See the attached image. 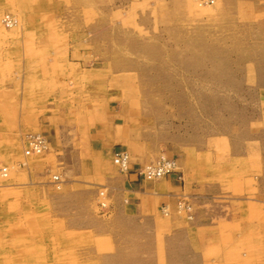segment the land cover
Segmentation results:
<instances>
[{
    "label": "rangeland",
    "instance_id": "obj_1",
    "mask_svg": "<svg viewBox=\"0 0 264 264\" xmlns=\"http://www.w3.org/2000/svg\"><path fill=\"white\" fill-rule=\"evenodd\" d=\"M262 31L264 0H0V162L10 169L0 178V264H144L111 247L101 218L84 214V197L65 195L57 166H49L57 156L34 125L49 119L64 132L70 125L82 148L78 139L90 119H103L121 104L134 110L137 129L154 135L142 138L162 145L147 164L156 163L166 155L165 129L204 130L201 120L219 127L236 113L227 100L245 78L259 74L264 57L251 45ZM30 135L46 140L42 154H25ZM97 191L91 210L98 215L109 198ZM180 198L190 212L180 209ZM200 208L197 217L191 200L175 199L187 222H212ZM161 213L169 217L171 207ZM227 231L221 232L224 245L208 249L204 264H264L263 231L252 247L230 245L229 239L246 235ZM159 240V264H197L187 252L169 259L164 237ZM180 243L176 250L184 253ZM136 244L146 252L153 245L144 237Z\"/></svg>",
    "mask_w": 264,
    "mask_h": 264
},
{
    "label": "crops",
    "instance_id": "obj_2",
    "mask_svg": "<svg viewBox=\"0 0 264 264\" xmlns=\"http://www.w3.org/2000/svg\"><path fill=\"white\" fill-rule=\"evenodd\" d=\"M251 46H257L264 57V31L260 42ZM257 73L254 80L244 79L236 95L230 93L227 102L237 105V109L223 126L201 120L204 130L200 126L191 133L190 126L171 128V133L165 129L167 144L163 150L178 163V173L165 179L143 180L134 173H121L114 165L117 147L131 155L135 167L155 161L162 150V145L142 138V134L154 135L150 130L137 129L134 110L121 104L107 109L103 119H90L78 139L84 144L82 148L76 146L70 125L64 132L60 124L43 119L34 125V130L47 137L57 156L56 163L49 166H57L60 180L68 186L65 195L70 201L84 197V214L101 218L100 230L110 235L112 248L125 249L126 256L134 262L159 264V237H164L169 259L187 252L195 256L197 264H204L208 249L224 245L222 231L245 232V240L229 241L230 245L234 242L247 247L258 244L257 238L264 232V221L257 220L264 217V63ZM36 177L38 180L41 175ZM97 189L106 190L109 198L108 208L98 215L91 210L96 204ZM178 196L192 201L197 217L202 207L203 214L212 216V222L199 223L196 218L195 223H190L181 218L175 210ZM164 205L171 207L169 217L161 213ZM142 237L153 244L149 252L136 247V240ZM179 241L184 243V253L176 250ZM184 262L192 263V259ZM229 263L252 261L230 259Z\"/></svg>",
    "mask_w": 264,
    "mask_h": 264
},
{
    "label": "built area",
    "instance_id": "obj_3",
    "mask_svg": "<svg viewBox=\"0 0 264 264\" xmlns=\"http://www.w3.org/2000/svg\"><path fill=\"white\" fill-rule=\"evenodd\" d=\"M4 23L11 26L13 24V18L6 16L4 18ZM25 145V154L27 156L40 155L47 149L46 140L38 135L28 136ZM113 160L121 173H134L143 180L154 181L168 178L178 173V163L176 159L170 158L167 155H162L156 163L135 167L129 153L124 148L117 147L113 154ZM9 174V167L0 162V178H7ZM178 178L182 180L181 176ZM55 180H58V177H55ZM178 204L182 210L190 212L192 209L191 205L183 198L179 199Z\"/></svg>",
    "mask_w": 264,
    "mask_h": 264
}]
</instances>
